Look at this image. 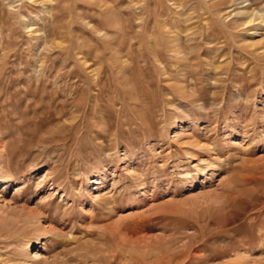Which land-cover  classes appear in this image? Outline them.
<instances>
[{
  "label": "rangeland",
  "instance_id": "374dc122",
  "mask_svg": "<svg viewBox=\"0 0 264 264\" xmlns=\"http://www.w3.org/2000/svg\"><path fill=\"white\" fill-rule=\"evenodd\" d=\"M177 262L264 264V0H0V264Z\"/></svg>",
  "mask_w": 264,
  "mask_h": 264
},
{
  "label": "bare ground",
  "instance_id": "6f19581e",
  "mask_svg": "<svg viewBox=\"0 0 264 264\" xmlns=\"http://www.w3.org/2000/svg\"><path fill=\"white\" fill-rule=\"evenodd\" d=\"M30 215L33 216V218H34V217L36 216V213H31ZM28 220H30V219H28ZM26 222H27V219H26ZM177 263H178V262H177ZM177 263H176V264H177ZM178 264H179V263H178Z\"/></svg>",
  "mask_w": 264,
  "mask_h": 264
}]
</instances>
